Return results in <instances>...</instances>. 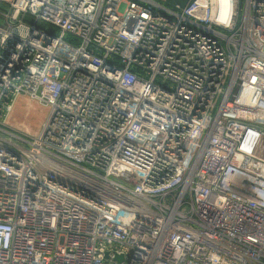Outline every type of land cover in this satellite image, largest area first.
<instances>
[{"label":"built area","instance_id":"built-area-1","mask_svg":"<svg viewBox=\"0 0 264 264\" xmlns=\"http://www.w3.org/2000/svg\"><path fill=\"white\" fill-rule=\"evenodd\" d=\"M159 1L0 0V264H264V0Z\"/></svg>","mask_w":264,"mask_h":264},{"label":"rangeland","instance_id":"rangeland-1","mask_svg":"<svg viewBox=\"0 0 264 264\" xmlns=\"http://www.w3.org/2000/svg\"><path fill=\"white\" fill-rule=\"evenodd\" d=\"M167 8H173L166 0L159 1ZM7 8L2 5L0 12H6ZM32 23V19L26 20ZM0 25H4V18L0 15ZM48 115V109L41 106L35 101L26 98H18L15 102L14 109L9 117L10 127L18 132L28 135H38L41 131L42 124Z\"/></svg>","mask_w":264,"mask_h":264},{"label":"water","instance_id":"water-1","mask_svg":"<svg viewBox=\"0 0 264 264\" xmlns=\"http://www.w3.org/2000/svg\"><path fill=\"white\" fill-rule=\"evenodd\" d=\"M171 5H178L181 8H184L190 5L194 0H166ZM116 261L121 262L123 260L122 256H116Z\"/></svg>","mask_w":264,"mask_h":264}]
</instances>
